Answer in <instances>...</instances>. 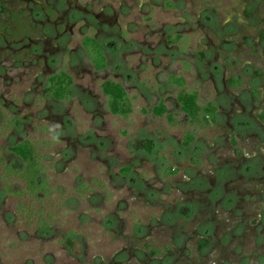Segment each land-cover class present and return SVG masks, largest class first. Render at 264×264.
Segmentation results:
<instances>
[{
	"label": "rangeland",
	"instance_id": "obj_1",
	"mask_svg": "<svg viewBox=\"0 0 264 264\" xmlns=\"http://www.w3.org/2000/svg\"><path fill=\"white\" fill-rule=\"evenodd\" d=\"M59 1L58 19L68 7L87 19L32 39L33 54L0 44V264H264V0ZM60 71L72 84L54 100ZM172 77L215 103L216 122L188 124ZM107 80L127 95L125 117L108 112ZM21 141L44 164L48 191L32 202L6 192L23 187L3 171L21 164L9 151ZM20 201L40 216L23 217Z\"/></svg>",
	"mask_w": 264,
	"mask_h": 264
},
{
	"label": "trees",
	"instance_id": "obj_2",
	"mask_svg": "<svg viewBox=\"0 0 264 264\" xmlns=\"http://www.w3.org/2000/svg\"><path fill=\"white\" fill-rule=\"evenodd\" d=\"M81 45L86 54L89 57L92 67L95 70H101L105 67V56L102 47L97 44L92 37L86 36L82 39ZM50 84L53 83L52 89L48 88L47 91L50 93L54 100H62L65 98L68 90L72 84V79L64 72H59L53 75L47 80ZM170 82L175 83L180 87V90L176 94V102L179 109L184 113L188 119V124L195 127H206L209 124L216 122V106L213 102H207L203 105L198 104L197 95L195 92H187L183 89L184 82L180 77L170 78ZM229 87H236L239 83L236 80L229 79L227 81ZM102 95L106 99V105L108 112L115 116L125 117L130 111V103L127 99V95L120 83L113 82L110 80L104 81L100 87ZM152 113L156 116H161L166 113V108L162 103H159L156 107L152 108ZM168 120L171 117L167 115ZM259 119L264 122V109L259 115ZM193 140L190 133L184 135V141L182 145L187 147L189 142ZM142 148L146 151H151V144L144 143ZM9 151L19 158L21 164H15L12 169L8 166H4L3 171L5 177H11L10 175L18 178L23 187L21 190L15 192L11 191L10 188H6V192L14 194L20 200L27 198L32 201H36L39 198H44L48 191L46 182L42 181V174L44 171V164L41 161V154L37 153L31 143L28 141H21L11 147ZM129 168H125L124 172L127 173ZM39 195V196H38ZM33 209L29 206L22 205L20 201L18 206V212L23 217L29 218L32 214ZM40 216V210L37 211ZM39 232L43 235L51 233L50 220L47 217L39 219Z\"/></svg>",
	"mask_w": 264,
	"mask_h": 264
},
{
	"label": "flooded vegetation",
	"instance_id": "obj_3",
	"mask_svg": "<svg viewBox=\"0 0 264 264\" xmlns=\"http://www.w3.org/2000/svg\"><path fill=\"white\" fill-rule=\"evenodd\" d=\"M56 2L54 3V0L53 2L45 0H0V22H5L0 29V44L2 47L4 49L8 47L14 53L20 50L12 47L19 45L21 42H26L30 44L29 49H20L26 54L28 52L33 54V51H38L33 45L39 41V37H43L44 39L45 35L50 36L54 35V33H63L66 30V26L72 24V19L74 21L80 18L83 19L84 17L87 19L88 14L83 15L71 7H68V9L64 8L65 12L62 14V18L58 19V9L62 4L59 0ZM8 6L15 7L9 10L7 9ZM53 19H57L59 23L61 22L64 28L61 25H52V27H49ZM51 28H53V31ZM32 39L35 41L33 45ZM92 39L98 44L94 37ZM7 44H10V46ZM31 46L33 49H30ZM121 256L122 254H116L114 260H112L113 263L110 262L109 264H115L116 261L121 259Z\"/></svg>",
	"mask_w": 264,
	"mask_h": 264
}]
</instances>
